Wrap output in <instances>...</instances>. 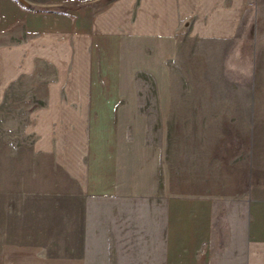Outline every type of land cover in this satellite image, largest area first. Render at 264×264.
Returning <instances> with one entry per match:
<instances>
[{
    "label": "crops",
    "instance_id": "0c3cea01",
    "mask_svg": "<svg viewBox=\"0 0 264 264\" xmlns=\"http://www.w3.org/2000/svg\"><path fill=\"white\" fill-rule=\"evenodd\" d=\"M249 4L0 0V139L26 147L21 204L53 213L20 221L67 244L11 241L3 199L0 264H264V158H220L218 118L204 135L203 108L176 107L196 96L170 68L235 40Z\"/></svg>",
    "mask_w": 264,
    "mask_h": 264
},
{
    "label": "rangeland",
    "instance_id": "374dc122",
    "mask_svg": "<svg viewBox=\"0 0 264 264\" xmlns=\"http://www.w3.org/2000/svg\"><path fill=\"white\" fill-rule=\"evenodd\" d=\"M249 6L235 40L195 44L194 50H186V56L183 52L170 66L173 89L196 96L176 99V107H202L204 135L214 132L211 120L218 118L220 158L246 156L247 149L251 158H264V0H250ZM16 135L20 136L8 132L5 147L0 139V200L2 203L5 199L10 208L11 241L32 231L33 235L28 233L31 240L36 238L44 251L63 253L67 244L61 239L65 235L58 237L54 232L62 227L20 221L38 219L44 224L53 213L21 204L22 200L27 202L28 188L26 178H20L19 173L25 158L18 156L26 147L20 145L22 141ZM31 199L34 201L33 195Z\"/></svg>",
    "mask_w": 264,
    "mask_h": 264
}]
</instances>
